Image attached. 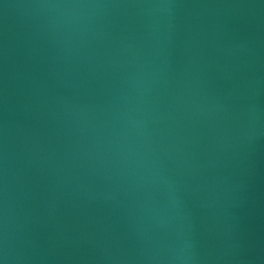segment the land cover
<instances>
[{"label": "water", "instance_id": "1", "mask_svg": "<svg viewBox=\"0 0 264 264\" xmlns=\"http://www.w3.org/2000/svg\"><path fill=\"white\" fill-rule=\"evenodd\" d=\"M0 264H264V0H0Z\"/></svg>", "mask_w": 264, "mask_h": 264}]
</instances>
